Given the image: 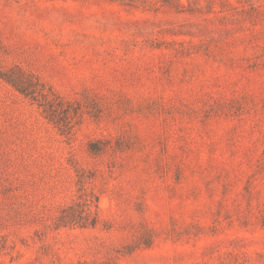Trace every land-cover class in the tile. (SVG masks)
I'll return each mask as SVG.
<instances>
[{"label":"rangeland","instance_id":"1","mask_svg":"<svg viewBox=\"0 0 264 264\" xmlns=\"http://www.w3.org/2000/svg\"><path fill=\"white\" fill-rule=\"evenodd\" d=\"M0 264H264V0H0Z\"/></svg>","mask_w":264,"mask_h":264},{"label":"trees","instance_id":"2","mask_svg":"<svg viewBox=\"0 0 264 264\" xmlns=\"http://www.w3.org/2000/svg\"><path fill=\"white\" fill-rule=\"evenodd\" d=\"M9 83H11L21 94L30 95V92L27 90L28 88L18 80L13 74H8L5 78Z\"/></svg>","mask_w":264,"mask_h":264}]
</instances>
